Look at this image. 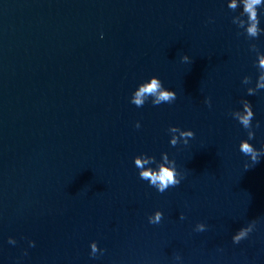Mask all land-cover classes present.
Instances as JSON below:
<instances>
[{
    "label": "water",
    "instance_id": "1",
    "mask_svg": "<svg viewBox=\"0 0 264 264\" xmlns=\"http://www.w3.org/2000/svg\"><path fill=\"white\" fill-rule=\"evenodd\" d=\"M227 4L0 0V264H264V156L245 169L247 130L230 115L249 100V142L264 148V90L247 95L258 78L249 45L264 52V34L238 35L242 9ZM152 76L177 99L135 106ZM170 126L195 137L171 146ZM164 152L184 179L159 193L134 158ZM93 241L106 249L96 258Z\"/></svg>",
    "mask_w": 264,
    "mask_h": 264
},
{
    "label": "clouds",
    "instance_id": "2",
    "mask_svg": "<svg viewBox=\"0 0 264 264\" xmlns=\"http://www.w3.org/2000/svg\"><path fill=\"white\" fill-rule=\"evenodd\" d=\"M227 7L236 12L242 9L238 15L232 17V23L237 25L243 32L238 35H245L248 40H255L264 34V28L260 27V9L264 8V0H228ZM103 38V37H102ZM250 51L255 52L257 61L255 66L258 70V78L255 87L247 88V95L253 96L259 90H264V52L260 51L255 43L249 45ZM182 62L191 63L190 57L184 55ZM242 83L244 85L252 84L251 76H244ZM151 99L154 106L161 104H171L177 99V93L164 87L163 82L157 76H152L149 80L142 82L137 89L133 92L130 102L137 107H143L145 103ZM205 103L211 107V98H206ZM242 109L230 113V115L239 122L242 127L247 130V139L240 141L239 150L245 156L250 158L251 165L246 163L245 169L248 170L254 167L264 156V148L257 149L249 141L255 138V130L252 124L255 113L252 103L247 99L240 101ZM136 128H140V123H136ZM259 122L256 123L255 128H259ZM168 132L171 134L170 144L176 146L183 141L185 145L189 143L190 138L195 137V132L191 129L183 130L177 126H170ZM135 167L139 170V177L149 183L151 187L158 190L159 193H164L171 187H176L181 184L184 179V173L180 172L176 167V161L169 157L167 152L161 154V159L157 160L155 156H150L147 153H142L134 158ZM153 165H155L153 167ZM164 213L160 210L148 217L149 223L156 225L162 222ZM180 219H185L181 214ZM258 221L253 219L247 226L241 227L232 237L234 244H239L241 241L249 238L257 228ZM205 223H198L195 231L203 232L206 230ZM8 243L15 245L17 241L9 237ZM29 246L34 247L35 241H29ZM90 256L97 257V254L103 255L106 249H100L98 243L93 241L90 245ZM27 255V252H25ZM175 259L181 261L182 257L176 255Z\"/></svg>",
    "mask_w": 264,
    "mask_h": 264
}]
</instances>
